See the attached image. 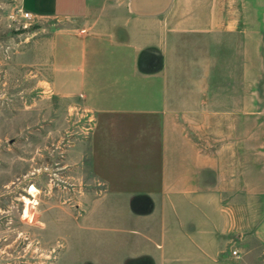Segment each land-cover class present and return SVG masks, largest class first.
Here are the masks:
<instances>
[{"label": "crops", "instance_id": "0c3cea01", "mask_svg": "<svg viewBox=\"0 0 264 264\" xmlns=\"http://www.w3.org/2000/svg\"><path fill=\"white\" fill-rule=\"evenodd\" d=\"M260 4L21 0L35 17L60 21L67 51L73 39L81 45V60L67 73L74 88L63 94L91 117L75 147L89 187H105L90 220L117 219L131 255L142 256L140 241L149 234L179 231L187 209H210L213 196L233 207L245 187H264ZM221 252L210 243L195 251L203 264Z\"/></svg>", "mask_w": 264, "mask_h": 264}, {"label": "rangeland", "instance_id": "374dc122", "mask_svg": "<svg viewBox=\"0 0 264 264\" xmlns=\"http://www.w3.org/2000/svg\"><path fill=\"white\" fill-rule=\"evenodd\" d=\"M23 11L21 0H0V264H203L195 251L206 243L222 251L214 264H264V187H245L233 207L213 196L210 209H187L179 231L157 230L140 241L142 256L131 255L117 219L92 223V203L105 187H89L75 148L91 117L63 94L74 88L67 73L79 64L81 45L73 39L67 51L59 20L26 19ZM24 197L37 201L34 212Z\"/></svg>", "mask_w": 264, "mask_h": 264}, {"label": "built area", "instance_id": "2783aa9c", "mask_svg": "<svg viewBox=\"0 0 264 264\" xmlns=\"http://www.w3.org/2000/svg\"><path fill=\"white\" fill-rule=\"evenodd\" d=\"M22 16H23L24 18H26V19H32V18L35 17L31 12H29V11H27V10H25V11L22 12ZM232 254H233L234 256H240V255H239V252H238L237 249L233 250V251H232Z\"/></svg>", "mask_w": 264, "mask_h": 264}, {"label": "bare ground", "instance_id": "6f19581e", "mask_svg": "<svg viewBox=\"0 0 264 264\" xmlns=\"http://www.w3.org/2000/svg\"><path fill=\"white\" fill-rule=\"evenodd\" d=\"M32 189H33V190H37L35 186H32ZM24 200L27 201V202H32V204L30 205V210H31V213L34 212L35 204H36L37 201H36V200H33V201H32V200H30V198H28V197H24ZM30 210H29V211H30Z\"/></svg>", "mask_w": 264, "mask_h": 264}]
</instances>
